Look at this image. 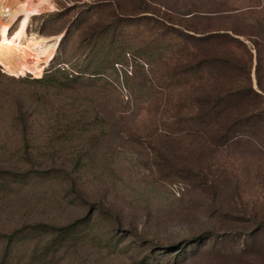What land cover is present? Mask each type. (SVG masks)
Wrapping results in <instances>:
<instances>
[{
	"label": "rangeland",
	"instance_id": "obj_1",
	"mask_svg": "<svg viewBox=\"0 0 264 264\" xmlns=\"http://www.w3.org/2000/svg\"><path fill=\"white\" fill-rule=\"evenodd\" d=\"M97 4L108 1L0 0V46L31 61L0 50L14 60L0 63V264H264V133L218 146L199 132L203 87L171 76L186 53L109 57L102 77L83 73L68 89L32 81L27 70L55 57L98 64L85 33L112 7L73 26ZM145 6L184 26L196 14L216 30L264 28V0H129L119 11ZM234 36L264 94L253 42Z\"/></svg>",
	"mask_w": 264,
	"mask_h": 264
},
{
	"label": "trees",
	"instance_id": "obj_2",
	"mask_svg": "<svg viewBox=\"0 0 264 264\" xmlns=\"http://www.w3.org/2000/svg\"><path fill=\"white\" fill-rule=\"evenodd\" d=\"M106 1L108 5H95L96 7L84 14H79L73 23V26L76 23L82 24L83 20H91L92 17L94 19L101 7H112L113 12L109 21L103 22L95 18L90 21L88 31L85 33V39L90 45L87 58L91 64L101 58L98 64L93 68L90 65L85 68H78V65L65 68L60 63L54 64L55 57L54 60L51 59L39 66L40 73L34 76L39 79H33L34 83L68 89L83 73L93 78L102 77L104 65L109 57L132 53L135 60L151 64L156 56H161L166 51H179L186 53L187 60L176 68L171 76L174 79H181L182 83L194 82L203 87L202 95L195 98L199 110L197 114L199 132L209 134L210 131L209 138L218 146L261 140L259 137L264 133V94L253 88L252 55L245 42L234 35L253 42L257 51V85L264 93L262 78L264 28L251 35L253 41L249 35L241 31L212 29L211 23L215 18L211 16L194 14L187 18L189 20H185L189 23L184 26L172 19L158 16L155 12L149 11L147 6L135 15L121 13L119 10L124 9L129 0ZM84 15H88L87 18ZM227 31H232L233 35ZM68 34L69 30L62 40L63 44ZM102 40L103 42L109 40L110 46L106 48L101 43ZM0 47L3 52L10 51L17 60L31 64L24 51L19 50L21 48L13 45ZM245 50L246 53H250V62L239 54ZM67 53L64 52L63 55ZM11 61L14 63V60ZM11 61L0 53V63L10 70ZM47 67L49 70L44 76Z\"/></svg>",
	"mask_w": 264,
	"mask_h": 264
},
{
	"label": "bare ground",
	"instance_id": "obj_3",
	"mask_svg": "<svg viewBox=\"0 0 264 264\" xmlns=\"http://www.w3.org/2000/svg\"><path fill=\"white\" fill-rule=\"evenodd\" d=\"M4 69V68H3ZM5 70V69H4ZM40 68L37 67V68H34L33 66H31V68L29 70H27L29 72V74H33L34 76H36L37 74L40 73ZM6 71V70H5ZM7 72V71H6ZM8 73V72H7Z\"/></svg>",
	"mask_w": 264,
	"mask_h": 264
},
{
	"label": "water",
	"instance_id": "obj_4",
	"mask_svg": "<svg viewBox=\"0 0 264 264\" xmlns=\"http://www.w3.org/2000/svg\"><path fill=\"white\" fill-rule=\"evenodd\" d=\"M65 35V34H64Z\"/></svg>",
	"mask_w": 264,
	"mask_h": 264
}]
</instances>
